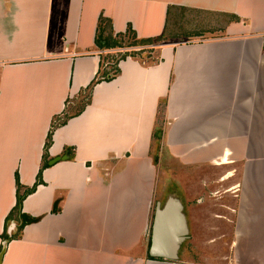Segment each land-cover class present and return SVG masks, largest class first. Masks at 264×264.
<instances>
[{
    "label": "crops",
    "instance_id": "crops-1",
    "mask_svg": "<svg viewBox=\"0 0 264 264\" xmlns=\"http://www.w3.org/2000/svg\"><path fill=\"white\" fill-rule=\"evenodd\" d=\"M101 16L114 36L165 40L89 95L116 50L97 45ZM65 115L23 201L39 219L14 238L17 174L22 194L35 185ZM170 197L189 237L153 258L154 204ZM6 241L0 264H264V0H0Z\"/></svg>",
    "mask_w": 264,
    "mask_h": 264
},
{
    "label": "trees",
    "instance_id": "trees-1",
    "mask_svg": "<svg viewBox=\"0 0 264 264\" xmlns=\"http://www.w3.org/2000/svg\"><path fill=\"white\" fill-rule=\"evenodd\" d=\"M164 40H165L164 35L157 36V37H151V38H139L137 36V33L135 32V30H133V28L131 26H129V28L127 29V31L125 33H120V34L114 36L113 31H112L111 20L107 19L106 17L101 16L100 21H99V25H98V35H97L96 42H97V45L103 49H119V48H124V47H133V48L134 47L135 48L147 47L148 45H156L159 43H164ZM147 50H149V52L151 53L153 49L143 48V49L134 50L131 52H124V53L120 52V53H118L116 55L118 57L115 60V64H113V69L111 68V71L104 68L105 66L107 67V65H106L107 55L104 58H102L101 69H102V67L104 69H103V71L102 70L99 71L96 78L92 81V83L87 88L89 91V95L91 94L93 87L97 83H100L102 81H111V80H113V78H115L117 76V74H119L120 69H119L118 65H119V62L121 59H126L128 56L137 57L138 55L142 54V52H147ZM113 54H116V53H109V55L112 57L114 56ZM146 57L151 58L150 55H148ZM138 58L142 59V61L145 59L142 56L138 57ZM70 118H71V116L65 115L64 118H62L61 116H57L53 120L51 129L49 131L47 141L45 144V154L43 156V165H42L41 170L39 172L37 182L35 183V185L32 188L26 189L23 194L21 193L22 186H21V183L19 181V176L17 174V186H18L17 204H16L15 208L12 210L11 214L7 218V224L11 220H13V218H15L14 215L16 216V219L20 221L19 230H18L17 234H15L13 236L14 238L20 236V234L23 231V228L25 227L26 224H28L30 222L37 221L39 219V218H32V217H30V216H28L22 212L23 201L28 194L33 192L35 190V188L41 182H43L42 181V172H43V169L45 167L49 166V163L47 160V155H48V149H49L50 145L52 144L54 130L57 127L65 124L68 121V119H70Z\"/></svg>",
    "mask_w": 264,
    "mask_h": 264
},
{
    "label": "water",
    "instance_id": "water-1",
    "mask_svg": "<svg viewBox=\"0 0 264 264\" xmlns=\"http://www.w3.org/2000/svg\"><path fill=\"white\" fill-rule=\"evenodd\" d=\"M12 230L10 228L9 234ZM184 207L176 197H170L164 206L158 203L155 210L150 255L153 258L177 259L178 249L189 237ZM7 241L0 252V263L7 250Z\"/></svg>",
    "mask_w": 264,
    "mask_h": 264
},
{
    "label": "rangeland",
    "instance_id": "rangeland-1",
    "mask_svg": "<svg viewBox=\"0 0 264 264\" xmlns=\"http://www.w3.org/2000/svg\"><path fill=\"white\" fill-rule=\"evenodd\" d=\"M163 43H159V44H156L154 47H152L153 45H148L147 47H143V48H147V49H154V48H158L159 45H161ZM136 50V48H133V47H124V48H119L117 49V51H114V52H111V53H116V54H113L114 56H110L109 54H107V60H106V63L107 62H110V65H111V68L113 69V64H115V60L117 59L118 56H116L118 53L120 52H131V51H134ZM150 55L151 58H148L146 56ZM143 57L145 59H147L148 61H153V60H156L157 59V56H158V53L157 52H153L152 54L149 52V50H147V52H142V54L138 55L137 57ZM174 170L170 173V177H173L175 180L176 179V167L175 166H171ZM173 173V174H172ZM176 194V193H175ZM156 201V200H155ZM154 207H156V202L154 204Z\"/></svg>",
    "mask_w": 264,
    "mask_h": 264
},
{
    "label": "built area",
    "instance_id": "built-area-1",
    "mask_svg": "<svg viewBox=\"0 0 264 264\" xmlns=\"http://www.w3.org/2000/svg\"><path fill=\"white\" fill-rule=\"evenodd\" d=\"M152 47H154V46H152ZM134 48H135V47H134ZM139 49H143V47H141V48H136V50H139ZM114 51H117V49L114 50ZM114 51H112V52H114Z\"/></svg>",
    "mask_w": 264,
    "mask_h": 264
}]
</instances>
